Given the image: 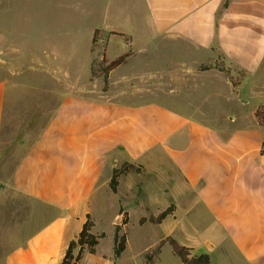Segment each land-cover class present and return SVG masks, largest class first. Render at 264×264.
I'll return each mask as SVG.
<instances>
[{
    "label": "crops",
    "instance_id": "crops-1",
    "mask_svg": "<svg viewBox=\"0 0 264 264\" xmlns=\"http://www.w3.org/2000/svg\"><path fill=\"white\" fill-rule=\"evenodd\" d=\"M11 4L0 0V152L16 145L20 156L1 176L0 190L12 196L19 215L6 256L58 264L87 214L91 232L100 233L99 201L109 192L119 197L126 181L124 198L136 189L143 199L157 192V202L174 205L163 221L192 226L184 236L194 252L218 250L224 264H264V128L254 116L264 105V0H125L121 9L106 0L102 27L89 30L88 57L76 71L62 66L66 27L25 36L32 46L17 43ZM95 30L128 43L108 56L110 36L99 49ZM125 53L105 86L99 71L94 88L85 83L95 54L108 63ZM44 73L64 82L52 111L28 103L45 93ZM199 88L204 103L223 105L202 122L175 103L142 99L173 100ZM253 98L259 101L249 103ZM125 161L143 169L121 175L113 192L112 171ZM121 206L126 210L118 199L120 221ZM35 217L42 220L32 228Z\"/></svg>",
    "mask_w": 264,
    "mask_h": 264
},
{
    "label": "rangeland",
    "instance_id": "rangeland-1",
    "mask_svg": "<svg viewBox=\"0 0 264 264\" xmlns=\"http://www.w3.org/2000/svg\"><path fill=\"white\" fill-rule=\"evenodd\" d=\"M123 4H125V0H114L115 8L121 9ZM105 5L106 0H12L11 7L9 8L12 10L10 13L12 16L11 18L15 21L14 25L20 30V32L13 34L17 43L24 42L21 44L32 46L35 41L25 36H32L35 33L41 34L45 29L49 30L51 27H66L65 29L68 30V37L72 39L66 37V42H63L64 39L61 42L62 44H66V48L61 50L64 52V54H62V66L76 71L77 69H81V67L83 68L85 59L88 57L87 47L91 42V36L88 35L89 30L93 26L102 27L101 24L104 22L102 16H104ZM111 24L116 27L122 26L119 22H110L108 25ZM113 35L117 36L119 34L105 32L100 38L98 33H96L95 46L99 47V49L103 48L107 38L110 36L109 44L111 49L110 52L108 50V56L123 51L122 46L128 43L127 39L122 40L117 37H111ZM42 50L43 49L38 51L41 52ZM94 57L95 58L90 64L91 77L85 82L91 86V88H94L95 84L92 76H94L97 71H99L101 75H104L98 67V62H100V60L98 61L97 59L99 56L95 54ZM22 66L24 67V65ZM222 69L225 70L224 68ZM27 72L30 76H37L36 72L33 70ZM225 72L228 74L230 73L227 70H225ZM235 76L239 79L238 74ZM43 77L45 84L44 89H46L45 93L40 96H35L33 101L29 100L28 103H39L47 106L49 110L52 111L58 103L56 92L63 88L64 82L54 80L51 76L49 79V76L45 73ZM231 78L232 82H235L234 77ZM65 83L72 84L73 82ZM67 84L65 85L66 87H68ZM102 85L105 86L104 82ZM11 91L12 90L9 89L6 95L7 104L10 103L9 98ZM205 98V94L202 89L199 88L190 91L189 94L183 92V95L177 96L173 100L164 96L161 98L145 97L142 99H157V101H161L163 104L166 102L171 104L172 102L174 105L175 103L180 113L191 119L202 122L205 120V117L217 114L218 106H223L218 100L204 103L203 100ZM130 99L133 102L137 98ZM248 99V97H242L243 101H248ZM258 99L259 98H253L249 100V103H253ZM43 115L45 116V114ZM19 137L22 136L20 135ZM17 141L18 140L12 144H15ZM19 156L20 148H17L16 145L7 147L0 152V163H2L0 167V180H2L1 176L9 174L11 168L19 159ZM129 180L131 181L132 179ZM125 182L126 181H124V185L121 187L119 197L109 192L103 201H99L96 211V230L98 232H104L105 236L101 240L98 253L86 254V252H84L85 254L82 257L81 264H180L179 257L173 253L168 243L161 246L159 254H154L151 261H147L146 256L155 250L160 239L168 235L174 237L180 244L187 245L188 238L184 236L186 235L185 231L187 228H192V226L185 223L175 225L169 221L170 219H166L160 224H153L150 222L140 224L139 220L142 216L148 217L150 214L156 215L170 203L165 204L162 199H159L157 202V192H154L152 198L149 200L143 199L137 194L136 189L133 190V194L124 198L125 194L123 191H125V186L127 185ZM11 197L10 194L3 193L0 190V264H27L20 258L6 256L13 243L15 244L16 242L10 239V231L17 220L16 216L18 217L19 215V213H17L16 202L12 203L11 200H9ZM118 199L124 201V206L126 207L124 215L121 214V219L125 217V214H128L129 221L123 228V233L126 235V249L119 257L115 258L113 254V224L116 222L118 216ZM21 211L22 215H24V210L22 209ZM41 220L42 218L35 217L32 228L39 225ZM205 249L206 248H203L201 251L205 252ZM210 256L213 260L212 264H224L220 251L213 250ZM228 257V259H232L231 261L236 260V257L229 252Z\"/></svg>",
    "mask_w": 264,
    "mask_h": 264
},
{
    "label": "trees",
    "instance_id": "trees-1",
    "mask_svg": "<svg viewBox=\"0 0 264 264\" xmlns=\"http://www.w3.org/2000/svg\"><path fill=\"white\" fill-rule=\"evenodd\" d=\"M95 30L92 38V44L96 40ZM111 34H116L111 32ZM122 35V34H120ZM128 53H125L112 61L106 63L104 59L98 62L99 70L104 74V83L107 84V73L110 69L114 68L117 65L122 64L128 57ZM221 70H223L221 68ZM232 81V80H231ZM254 116L256 117L258 123L264 128V105L258 106L254 111ZM264 149V133L262 140V150ZM143 167L139 164H134L131 162H123L120 166L116 167L112 171V175L109 181V187L113 192L117 191V186L119 183V177L121 175L127 174L129 172L138 173L142 171ZM174 211V205L171 204L167 208L161 210L158 214H150L148 217L142 216L139 220L140 224L145 222H150L153 224H160L163 219ZM119 213L124 215V209L121 206ZM128 214H125V217L121 219L119 224L114 225V235H113V254L114 257H119L124 250L126 249V235L123 233L122 228L128 223ZM94 225L93 220L89 214L86 215V220L82 225L81 230L75 238L70 240L67 249L63 255V258L58 264H81V260L85 251L89 253H94L96 246L99 242V239L105 236L104 232L99 234H94L91 232V229ZM168 243L173 253L179 257L180 264H211V257L206 252H194L192 247L180 244L174 237L168 235L163 239L159 240L155 250L151 254H147V261H151L154 254H159L160 248L163 244ZM76 250V251H75Z\"/></svg>",
    "mask_w": 264,
    "mask_h": 264
},
{
    "label": "water",
    "instance_id": "water-1",
    "mask_svg": "<svg viewBox=\"0 0 264 264\" xmlns=\"http://www.w3.org/2000/svg\"><path fill=\"white\" fill-rule=\"evenodd\" d=\"M121 221H120V216L117 218L115 224H119Z\"/></svg>",
    "mask_w": 264,
    "mask_h": 264
}]
</instances>
